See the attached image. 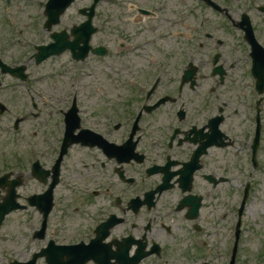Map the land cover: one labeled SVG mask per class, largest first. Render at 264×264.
Segmentation results:
<instances>
[{"label":"flooded vegetation","instance_id":"flooded-vegetation-1","mask_svg":"<svg viewBox=\"0 0 264 264\" xmlns=\"http://www.w3.org/2000/svg\"><path fill=\"white\" fill-rule=\"evenodd\" d=\"M105 1L93 19L98 28L91 39L94 47L108 48L104 42L112 37L108 15L98 13ZM44 2L35 4L43 9ZM87 2L73 7L76 17L65 23L71 7L53 33L66 32L71 41L84 38L86 29L80 27L90 11L83 10L92 0ZM7 4L3 15L13 22L15 7L10 0ZM202 4L197 48L190 50L187 38L177 40L175 48L165 39H120L115 56L109 50L105 57L91 51L84 61L90 79L77 91L60 85L63 72L39 71L34 54L24 61L23 81L8 75V38L0 40V178L8 174V123L21 118L26 152L36 144L41 177L28 173L40 188L36 194L55 183L52 215L58 213L60 224L39 251L51 242L56 251L87 247L98 235H108L105 249L96 248L103 264H210L222 248L218 235L235 215L236 192H242L241 201L248 187L251 195L253 176L264 172V92L257 87L245 32L236 23L242 10L228 8L232 23L227 26L219 22L220 12ZM254 5L264 13V0ZM64 55L73 60L69 52ZM191 62L197 68L194 80L187 75ZM210 65V75H204ZM12 100H21L20 107ZM72 110L79 127L65 148ZM238 177L249 178L242 182ZM7 190L5 184L0 199ZM230 245L228 238L224 249ZM84 259L55 256L58 264Z\"/></svg>","mask_w":264,"mask_h":264},{"label":"rangeland","instance_id":"rangeland-1","mask_svg":"<svg viewBox=\"0 0 264 264\" xmlns=\"http://www.w3.org/2000/svg\"><path fill=\"white\" fill-rule=\"evenodd\" d=\"M7 1L9 0H0V40L8 38V62L13 64L21 63L30 57L34 44H39L47 40L42 25H40V17H38L41 16L40 11L42 9L39 5L35 4L37 0H10L12 2L10 6L13 9L15 7L16 12L10 15L14 23L13 26H10L7 23L8 20H4V18H8V15H3V13H8ZM220 1L223 3L224 0ZM230 1L232 4H237L238 8H245L241 7V1L239 0ZM32 2L33 4H31ZM87 3V0H80L78 5L83 6ZM154 7L158 11L155 17H144L138 12V9L141 8L153 9ZM199 8L200 5H198V2L193 0H108L107 3L100 5L98 13L108 15V26L112 29L114 37L113 39L109 37V41L104 42V44L109 46L110 52L112 53L110 55L115 56L118 53L117 44L119 39H133L140 32H142V36L153 38H160L161 34H166L165 40L173 42V48L176 45L180 46V42L177 40L181 39L178 36L181 31L187 35V39L191 42V37L189 36L193 34V30L196 27L194 23L197 19L196 13H198ZM163 14H167V19L175 21L179 18H188V31L171 28L170 35L165 33L163 29L170 26V21H163L166 18ZM250 15L252 16V21H254L253 25H256L257 31L262 35L260 40L264 43V13H261L254 5V10ZM74 17H76V11L73 8L66 16L65 23L73 21L72 19ZM96 23L98 24L99 22L97 21ZM154 26L156 28L160 26L161 34L158 36H156L157 33L154 34V31L151 30ZM20 28L25 32L24 35H20L22 31ZM99 42L95 38L94 44H98ZM189 46L191 50V45L189 44ZM107 61L110 62V60ZM96 65L98 64L94 62L93 66ZM210 67L211 65L203 68L204 75H210ZM98 69H100V65L97 67ZM40 71L51 73L55 71L63 72L64 75L60 82L62 87H72L75 77L86 78L83 80V83H87L90 79L87 78L90 74L88 64L77 66L72 63L70 58L64 55L60 58L47 61L42 65ZM13 97L19 98L15 93H13ZM12 102L17 107L21 105V100H12ZM8 126H11V129H8L10 133L8 134V138H10L8 142V171L10 167L17 165L18 167L14 168L13 171L18 174L25 172L26 183L20 189V194L28 197L38 193L40 189L37 183L28 177L31 163L36 159V156L35 153L32 156L29 154L30 150L33 151L32 145L28 146V152H26V145H24L23 141L19 140L22 134L21 130L19 133L14 132V120L8 123ZM238 178L243 182L249 177ZM253 179V188L243 217L242 239L237 264H264V172L262 174L258 172L255 177L253 176ZM239 193L238 191L236 192L235 215L231 216L229 222L224 224L225 229L221 231L226 235V240H224V236H221L222 240H224V245L217 252L218 254L215 253V256H211V260L213 259V261L210 260V264H219L221 262L224 264L225 262L224 246L228 241V235H233V230L236 226L237 210L240 207L242 197V192ZM62 216L66 221L63 214ZM77 219V217L73 218L72 221L76 222ZM58 223L60 224V217H58V213H55L50 220V235L58 230ZM40 224L41 215L33 209L10 215L0 230V264H10L13 260L26 261L34 252L41 249L45 243L33 239V235L40 227ZM229 257L230 253L227 258V263ZM40 264H45V262L41 261Z\"/></svg>","mask_w":264,"mask_h":264},{"label":"water","instance_id":"water-1","mask_svg":"<svg viewBox=\"0 0 264 264\" xmlns=\"http://www.w3.org/2000/svg\"><path fill=\"white\" fill-rule=\"evenodd\" d=\"M74 0H50L49 4H48V8H47V14H48V22L46 24V28H51L54 24L59 22V18L60 15L66 10V8H68L72 2ZM98 1V0H97ZM93 10L91 8V14H89V20L84 24L86 27H83V30L86 29L87 32V37L86 38H81L78 37V40L75 43H71V42H67L66 41V35L62 34V35H58L55 36L56 39V43L52 44L49 47L46 48H40V50L42 51V54H45L41 57L39 62H42L44 59H46V57L55 55V54H59L61 53L63 50H65L66 48L70 47L73 51L74 50H79L80 51V43H84L87 46V43H89L90 40V35L96 31V29L92 28V17H93ZM249 35V40H252L253 35L250 31H248ZM254 41V38H253ZM253 48L255 49L254 51H257L256 45H253ZM86 48H83L82 50H84ZM263 51V50H262ZM84 52L83 51L81 54L75 55L76 58L77 57H84ZM97 52H99L98 54L100 55H105L106 51L104 49H99ZM255 66H258L262 63L261 60H264V51L263 54H258L259 58L256 55L255 52ZM25 70V67H19V68H10L8 67V72H23ZM256 74H259L260 78H261V71L257 68L255 70ZM71 120H69V125H70ZM76 127L75 124H71L69 126L68 132H67V136L65 139V147L69 146V138L72 135V131L74 130V128ZM34 175L37 177L38 174V169L35 166L34 168ZM9 177V176H8ZM22 184L21 180H15L14 182H12L11 184H8V199H6L4 201V203L0 204V224L2 223L5 215L8 213H11L14 210H17L18 208H21L20 206L16 205V192L15 189L17 186H20ZM30 203L34 206H38L40 207L42 210H45V216H47V214L50 212L52 204H51V200L49 199L47 203H40L38 201V197H34L30 200ZM82 255L88 257V258H98L100 256V253L97 250H92V251H86L85 253H82ZM39 256H48V254L46 252L39 254ZM14 264H19V263H14Z\"/></svg>","mask_w":264,"mask_h":264}]
</instances>
